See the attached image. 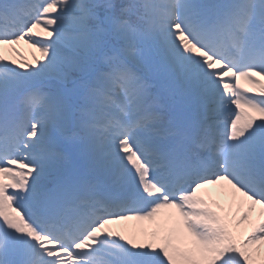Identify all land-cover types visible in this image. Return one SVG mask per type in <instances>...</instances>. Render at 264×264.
<instances>
[{
	"label": "snow or ice",
	"instance_id": "obj_1",
	"mask_svg": "<svg viewBox=\"0 0 264 264\" xmlns=\"http://www.w3.org/2000/svg\"><path fill=\"white\" fill-rule=\"evenodd\" d=\"M0 264H264V0H0Z\"/></svg>",
	"mask_w": 264,
	"mask_h": 264
},
{
	"label": "rangeland",
	"instance_id": "obj_2",
	"mask_svg": "<svg viewBox=\"0 0 264 264\" xmlns=\"http://www.w3.org/2000/svg\"><path fill=\"white\" fill-rule=\"evenodd\" d=\"M21 42L16 46L17 48H19V50H20L19 52L8 51V52H6V55H8L9 57H11L13 59H17V60L27 59L29 61L34 62V54L36 56H39L40 52L36 48L31 47L30 44L25 43L24 41H23L24 43H21ZM23 53H25V55H27V57H25ZM241 82L243 84H245V87L250 86L243 80ZM208 189L211 190V189H213V187H208ZM205 191H207V190H205ZM208 193L209 192L207 191V195H204V193H201V195H204L207 198ZM211 194L214 195V193H212V192H211ZM165 211H169V210H165ZM139 222H143V224L138 223L134 220L125 221L120 225L119 231H122L128 235H131L134 231H138L142 228L150 227L152 225V222H150V221H139ZM242 227H241L240 231L237 233L238 237H242L245 235V232H243Z\"/></svg>",
	"mask_w": 264,
	"mask_h": 264
},
{
	"label": "bare ground",
	"instance_id": "obj_3",
	"mask_svg": "<svg viewBox=\"0 0 264 264\" xmlns=\"http://www.w3.org/2000/svg\"><path fill=\"white\" fill-rule=\"evenodd\" d=\"M21 43H24L23 41L21 42ZM24 54V56L25 57H27V55H25V53H23ZM36 55L34 54V57H35ZM242 83V82H241ZM209 187H213V189H211V190H209L208 188L207 189H204V190H202V191H204L205 192V190H207L209 193H214V196L215 195H217L221 190L218 188V187H216V186H209ZM213 195V194H212ZM252 219L255 221L256 219H258V210H257V212H254L253 213V216H252ZM136 222H138V223H141V224H143V222H139V221H137V220H135ZM140 224V225H141ZM113 228H115V229H117V230H120V224H117V225H113L112 226ZM242 229H243V232H245V235H247V232L248 231H250L251 230V225H244L243 227H242ZM244 235V236H245Z\"/></svg>",
	"mask_w": 264,
	"mask_h": 264
}]
</instances>
